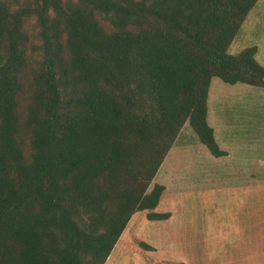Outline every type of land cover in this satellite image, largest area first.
Returning a JSON list of instances; mask_svg holds the SVG:
<instances>
[{"label":"trees","instance_id":"16d2710c","mask_svg":"<svg viewBox=\"0 0 264 264\" xmlns=\"http://www.w3.org/2000/svg\"><path fill=\"white\" fill-rule=\"evenodd\" d=\"M258 0H0V264H106L188 122L215 157L212 80Z\"/></svg>","mask_w":264,"mask_h":264},{"label":"rangeland","instance_id":"374dc122","mask_svg":"<svg viewBox=\"0 0 264 264\" xmlns=\"http://www.w3.org/2000/svg\"><path fill=\"white\" fill-rule=\"evenodd\" d=\"M257 46L264 67V0L229 52ZM208 123L227 156L215 157L187 122L149 191L166 190L159 213L133 216L106 264H264V88L211 83Z\"/></svg>","mask_w":264,"mask_h":264}]
</instances>
